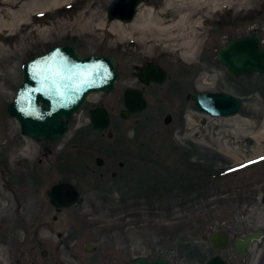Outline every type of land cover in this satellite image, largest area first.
<instances>
[{"label": "rangeland", "instance_id": "374dc122", "mask_svg": "<svg viewBox=\"0 0 264 264\" xmlns=\"http://www.w3.org/2000/svg\"><path fill=\"white\" fill-rule=\"evenodd\" d=\"M32 1L0 0V17L10 19L12 12ZM112 1L99 3L98 20L107 25L120 21L108 17ZM234 3L222 5L214 20L203 23L199 52L187 59L156 40L148 41L149 49L137 43L111 44L113 36L101 29L94 34L75 29L40 33L61 21H73L82 4L34 14L29 28L20 22L0 29V42L8 49L0 59V248L7 264H127L136 257L204 264L217 251L202 234L226 229L237 238L245 224L253 229L264 220V204L245 210L243 200L248 187L264 184V162H257L264 158V134L256 136L264 133V75L226 78L215 60L216 50L236 36L257 32L264 41V0ZM149 6L165 20L174 18L178 9L162 5V0H143L138 10ZM65 44L77 47L82 56H115L123 80L113 93L92 94L61 140L27 138L8 111L22 81V66ZM144 59L157 60L176 73L167 86L188 73L183 64L203 63L200 69L212 76L201 83L203 88L241 97L242 110L227 118L178 116L167 125L165 111L156 113L161 103L154 96L146 115L122 118L119 91L133 81L128 75L132 64ZM100 105L113 117L112 139L107 131L103 135L89 126V110ZM97 157L106 159L109 168L119 169V161L126 166L117 177L110 171L102 179ZM65 180L80 189L82 198L57 211L49 191Z\"/></svg>", "mask_w": 264, "mask_h": 264}, {"label": "water", "instance_id": "95a60500", "mask_svg": "<svg viewBox=\"0 0 264 264\" xmlns=\"http://www.w3.org/2000/svg\"><path fill=\"white\" fill-rule=\"evenodd\" d=\"M143 0H114L108 7V17L131 22L138 13ZM218 64L233 78L264 75V44L260 33L254 32L232 38L217 49ZM155 80H165L167 74L154 64L150 66ZM23 77L17 87L15 99L9 104L10 115L19 123L21 133L31 139L59 141L68 133V122L85 106L90 95L108 94L115 90L120 78L118 60L113 55L80 56L73 45H59L31 58L23 65ZM142 80L148 82L142 75ZM159 78V79H158ZM154 80V79H153ZM126 91V108L132 112L144 110V101ZM138 101L134 107L133 99ZM196 106L211 117H233L243 107L240 97L225 92H201L194 96ZM129 112L122 111L127 119ZM91 124L95 129L109 128L111 120L104 107L90 112ZM100 161V160H99ZM82 198L80 189L72 181H63L51 186L50 204L60 210L77 204ZM57 219V216L54 217ZM261 232L250 234L243 242L238 238L235 247L242 251L245 243L250 244ZM201 239L210 247L222 252L230 245L231 237L226 229H213ZM127 264H172L165 258L148 259L136 257ZM205 264H227L223 257L210 258Z\"/></svg>", "mask_w": 264, "mask_h": 264}, {"label": "bare ground", "instance_id": "6f19581e", "mask_svg": "<svg viewBox=\"0 0 264 264\" xmlns=\"http://www.w3.org/2000/svg\"><path fill=\"white\" fill-rule=\"evenodd\" d=\"M104 0H33L29 6H23L19 12H12L10 19L0 17V29L11 27L22 22L26 28L33 25V16L43 13L58 12L71 4H82V8L73 21H61L56 26H51L40 33L53 35L56 33L77 30L84 34H94L97 30H105L113 36L111 44L137 43L141 48H150L148 41L156 40L165 50L178 54L187 59L196 56L199 52L203 36V23L215 19L218 9L222 6L235 5L234 0H162V5L178 7L176 16L165 20L160 15H155V8L149 6L140 8L133 21L124 23L114 21L107 25L99 19L100 5ZM225 3V4H223ZM30 32L24 40L28 39ZM10 36H8L9 38ZM8 49L0 42V59L6 55ZM0 87V92H1ZM264 132V129L263 131ZM264 133H258L260 136ZM262 148H259L261 150ZM0 261L7 264L4 250L0 248Z\"/></svg>", "mask_w": 264, "mask_h": 264}, {"label": "flooded vegetation", "instance_id": "af4514ba", "mask_svg": "<svg viewBox=\"0 0 264 264\" xmlns=\"http://www.w3.org/2000/svg\"><path fill=\"white\" fill-rule=\"evenodd\" d=\"M215 60L217 63L216 55H215ZM118 63H119L118 72L120 75L118 82H120L123 80V73L121 72V69L119 67L120 66L119 60H118ZM153 64L155 66L160 67L167 74L165 80L159 81V80H155L156 78H153V76L159 77L157 73H152L150 69V66H152ZM183 65L187 68L188 73H186V75L181 74L176 84L167 86L168 82L172 80L174 78V74H176L173 71H171L168 67H166L165 65L161 64L159 61L154 60V59H144L142 60V62L140 61L138 63H133L132 68H131L132 71L128 73L130 80H133V81L129 83V85L126 86L124 89L122 90L120 89L119 91L120 102L121 100L123 102V108L119 109V116L122 117L123 110H126L129 112L128 118L130 117L139 118V117L146 115L152 107V104L154 102L153 101L154 96H156L160 100V103H161L157 105L156 113L160 111H165L164 122L167 125H170L173 122L174 118L178 116L187 117V118L189 117L191 118L193 116H196L197 114H202L204 116H207L206 113L202 112L196 106L194 96L200 92H227V91L226 90H206L203 88L201 83L205 82L206 79L212 77L210 73L200 69V66H202L203 63L192 62V63L183 64ZM220 68L222 69L221 71L222 76H225L226 78L227 76L231 77L223 67H220ZM142 75L145 77V79L148 82H145V80H142L141 78ZM182 76H185V77H182ZM117 87H118V84H116L115 90L117 89ZM128 89H131L133 91L132 94L134 96L136 95L140 96L139 99L141 103L139 104H142V100L144 101V110H142L141 112H132L130 109L126 108V91ZM184 91H186V93L183 97L182 94ZM158 95L162 97H159ZM132 103L135 104L134 107L136 106V108L139 105L136 98L133 99ZM188 103L192 104L191 109H190V106L188 107ZM86 105L84 106V108L86 107ZM98 107H104V106H101V105L95 106L94 108H91L89 110V120H90L89 126L93 130L101 132L103 135L106 134L105 132L107 131V136L112 139L114 138V136H113L112 131L110 130V127L113 124V117L111 116L110 110H108L106 107L104 108L107 109L108 115L111 120L109 128L105 130H98V129H95L91 124L90 112ZM68 125L70 127L71 119L69 120ZM48 151L50 153L52 152V150H48ZM44 154H46V149L40 151L41 156ZM41 156L39 158L40 161L42 160ZM257 162H261V163L264 162V158L258 159ZM96 164L100 168H102V170L99 171L98 173V176L102 179L105 178L106 173L110 171H111V175L113 178L117 177L119 173L121 172V170L124 169L126 166L125 162L119 161L118 162L119 169L116 170L115 168L113 169V167L109 168L108 161L104 159L103 157H97ZM91 171H92V174L96 175L97 171L95 169H92ZM259 184H262L261 186H264V184L261 182ZM259 184H254L253 186L248 187L245 190L244 195H243L245 210H248V209L255 210L259 202L261 204H264V189L262 188L259 189L260 187L258 186ZM245 219L247 221L248 213ZM260 225L262 227L264 226V220L259 222L257 226L254 227L253 229H248V226L245 224V230L242 233V236L237 237V238H233L231 236V233L228 231L231 237L230 245L228 246L226 250L222 252H217L213 254L210 258L221 256L224 258L227 264H264V229ZM258 232H261L260 237H254L250 244L245 243L243 245L241 252L237 251L235 247V242L238 238H241L243 242H245L246 238L250 234L252 233L256 234ZM226 251H229V252H226Z\"/></svg>", "mask_w": 264, "mask_h": 264}]
</instances>
